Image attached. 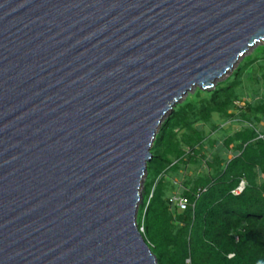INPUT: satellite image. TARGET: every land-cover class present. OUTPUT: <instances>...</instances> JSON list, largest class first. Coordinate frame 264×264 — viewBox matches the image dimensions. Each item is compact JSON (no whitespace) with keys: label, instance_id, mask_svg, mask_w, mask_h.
Masks as SVG:
<instances>
[{"label":"water","instance_id":"obj_1","mask_svg":"<svg viewBox=\"0 0 264 264\" xmlns=\"http://www.w3.org/2000/svg\"><path fill=\"white\" fill-rule=\"evenodd\" d=\"M261 41L264 0H0V264H158L156 133Z\"/></svg>","mask_w":264,"mask_h":264},{"label":"trees","instance_id":"obj_2","mask_svg":"<svg viewBox=\"0 0 264 264\" xmlns=\"http://www.w3.org/2000/svg\"><path fill=\"white\" fill-rule=\"evenodd\" d=\"M246 96L252 100L239 106ZM260 135L264 43L213 89L196 88L177 103L156 133L137 223L158 264H264ZM241 180L244 190L232 193ZM174 194L189 199L186 210L170 203Z\"/></svg>","mask_w":264,"mask_h":264},{"label":"built area","instance_id":"obj_3","mask_svg":"<svg viewBox=\"0 0 264 264\" xmlns=\"http://www.w3.org/2000/svg\"><path fill=\"white\" fill-rule=\"evenodd\" d=\"M225 123H229V125H230L229 121L225 122ZM223 125L221 127H223ZM223 128H225V127H223ZM260 136L264 137V135H260ZM245 185H246V182L244 180H241L239 185L235 189L232 190V193H234V194L241 193L244 190ZM169 201L171 204H173L177 208L178 211L186 210L190 205L189 199L183 195H180V194L172 195L171 197H169ZM193 206H194V204H193ZM137 226H138L140 232L143 234V232H144L143 226L138 225V223H137ZM230 256H232V254Z\"/></svg>","mask_w":264,"mask_h":264},{"label":"rangeland","instance_id":"obj_4","mask_svg":"<svg viewBox=\"0 0 264 264\" xmlns=\"http://www.w3.org/2000/svg\"><path fill=\"white\" fill-rule=\"evenodd\" d=\"M260 43H264V41H261ZM255 47H256V46H255ZM255 47H254V48H255ZM254 48H253V47L250 48V49L245 53L244 56L251 54V53L253 52ZM244 56H243V57H244ZM243 57H242V58H243ZM242 58H241V59H242ZM241 59H240V60L238 61V63L235 65L234 69H232L231 71H229V72H228L226 75H224L221 79H218V80L215 82V85L218 84V83H220V82H222V81H224L225 79H227V78L233 73V71L237 68V66H238V64L240 63ZM196 88H198V87H194L191 91H189V92L184 96V98L182 99V101H183L186 97H188L189 95L193 94V93L195 92ZM246 100H252L251 96H246V98H243V99L238 103V105H240V106L243 105L244 102H245ZM180 102H181V101H180ZM215 118L217 119V116H216V115H215ZM223 127H225V128L227 129V128L229 127V123H225V124L223 125ZM230 127H232V129H237V128L239 127V125H238V124H232ZM144 180H145V177H144V179H143V181H142V186L140 187V196H141V198H140V201H139V203H138V208H139V205L142 203V200H143V183H144ZM137 212H138V210H137ZM136 222H137V214H136Z\"/></svg>","mask_w":264,"mask_h":264}]
</instances>
